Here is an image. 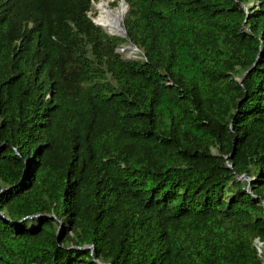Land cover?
Returning <instances> with one entry per match:
<instances>
[{
    "label": "trees",
    "instance_id": "obj_1",
    "mask_svg": "<svg viewBox=\"0 0 264 264\" xmlns=\"http://www.w3.org/2000/svg\"><path fill=\"white\" fill-rule=\"evenodd\" d=\"M98 1L0 0V264H264V0Z\"/></svg>",
    "mask_w": 264,
    "mask_h": 264
},
{
    "label": "bare ground",
    "instance_id": "obj_2",
    "mask_svg": "<svg viewBox=\"0 0 264 264\" xmlns=\"http://www.w3.org/2000/svg\"><path fill=\"white\" fill-rule=\"evenodd\" d=\"M98 15L94 21L99 24L107 33L113 36H120L123 34L120 26L121 18L124 13L123 5L116 11H111L107 2H100L98 6Z\"/></svg>",
    "mask_w": 264,
    "mask_h": 264
},
{
    "label": "rangeland",
    "instance_id": "obj_3",
    "mask_svg": "<svg viewBox=\"0 0 264 264\" xmlns=\"http://www.w3.org/2000/svg\"><path fill=\"white\" fill-rule=\"evenodd\" d=\"M115 1V2H114ZM100 2H107L108 7L111 11H116L120 8L122 0H106V1H98L93 4L92 11L89 13V16L92 18V21L97 18L98 15V6ZM114 2V4H112ZM120 26L122 27V22L120 23ZM102 30L106 33V31L102 28ZM113 36V35H111ZM124 59H136L138 58V55L140 54V51L135 50H127V49H119L118 51ZM252 179H250L251 181ZM257 247H260L259 244H257Z\"/></svg>",
    "mask_w": 264,
    "mask_h": 264
},
{
    "label": "water",
    "instance_id": "obj_4",
    "mask_svg": "<svg viewBox=\"0 0 264 264\" xmlns=\"http://www.w3.org/2000/svg\"><path fill=\"white\" fill-rule=\"evenodd\" d=\"M121 5H123V8H124V13H123V16L125 15V13H126V11H127V8H128V6H127V4H126V2H125V0H122V2H121ZM123 16H122V18H121V22L123 21ZM93 23L96 25V26H99V27H101L99 24H97L95 21H93ZM102 28V27H101ZM122 30H123V34L122 35H120L119 37H124L125 36V29H124V27L122 26ZM107 33V32H106ZM108 35H110L109 33H107ZM122 49H127V50H135V51H139L132 43H128L126 46H124ZM119 51V50H118ZM142 55H144L143 53H141ZM245 75V74H244ZM244 75H243V77H244ZM243 77L241 78V79H239V82H241L242 81V79H243ZM28 165V164H27ZM231 166V165H230ZM238 179L239 180H243V179H245V180H247L248 182H249V185H248V191H250V180L247 178V177H245V176H239L238 177ZM2 218H3V216H2ZM76 249H80V250H91V255L93 256V254H94V248L92 247V246H85V247H76ZM99 264V263H98Z\"/></svg>",
    "mask_w": 264,
    "mask_h": 264
},
{
    "label": "built area",
    "instance_id": "obj_5",
    "mask_svg": "<svg viewBox=\"0 0 264 264\" xmlns=\"http://www.w3.org/2000/svg\"><path fill=\"white\" fill-rule=\"evenodd\" d=\"M257 244H259V245H260V243H258V241H256V245H257Z\"/></svg>",
    "mask_w": 264,
    "mask_h": 264
}]
</instances>
